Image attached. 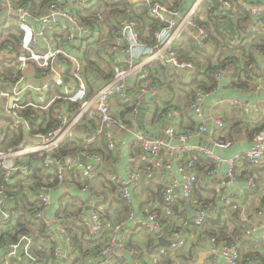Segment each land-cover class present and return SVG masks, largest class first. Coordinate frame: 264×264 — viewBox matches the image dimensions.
Wrapping results in <instances>:
<instances>
[{"label": "built area", "instance_id": "1", "mask_svg": "<svg viewBox=\"0 0 264 264\" xmlns=\"http://www.w3.org/2000/svg\"><path fill=\"white\" fill-rule=\"evenodd\" d=\"M44 1V8L36 13L22 0H0L4 15L0 41L6 45L0 56L16 53L8 62L0 61V264H155L178 257L188 247L182 233L184 219L176 215L170 222L168 213L158 210L141 209L139 216L133 208L132 189L139 172L134 157L163 156L169 170L177 165L179 178L161 193L162 210L177 203H195L202 179L196 167L188 166L191 155L195 154L192 162L196 164L201 163L198 156L216 164L208 170L205 183L217 184L222 179L219 169L224 159L192 144V139L207 130L208 99L228 80L235 79L238 87L248 84L253 96L264 92V50L251 38L264 31V0H75V12L69 11L66 0ZM142 5L148 7L143 18L160 25L152 27L153 44L140 37L139 22L130 19L142 13ZM11 22L19 32L17 40L8 38ZM147 33L151 36V28ZM221 34L230 36L229 43L238 52L212 60L194 84L186 107L197 129L169 127L165 139L155 137L142 122L143 107H154L158 117L173 107V121L180 123L182 110L172 92L196 80L195 63L181 59L176 46L186 36L199 50L214 56L220 48L213 35L220 39ZM60 44L82 49L89 55V66L100 64L113 50V74L104 75L99 88L93 87L86 64L59 49ZM30 67L39 85L26 81ZM228 103L248 117L258 118L261 112L257 101ZM223 129L221 120L212 119L211 135ZM120 133L133 136L130 176L112 188L105 167L118 150ZM10 140L13 144L8 146ZM250 141L249 150L236 160H227L226 175L236 183L238 159L264 166V127L253 125ZM213 143L223 149L232 145L223 133ZM68 144L71 148H66ZM256 187L255 178L248 177L247 190ZM218 192L221 206L235 205L227 185ZM120 201L127 210L119 208ZM152 201L147 196L144 202ZM213 206L200 205L190 227L211 231L207 221ZM256 217L251 238L262 248L264 207ZM258 231L263 236L254 235ZM161 238L170 246H163ZM208 238L215 256L209 264L220 260L264 264L246 257L238 241Z\"/></svg>", "mask_w": 264, "mask_h": 264}, {"label": "crops", "instance_id": "2", "mask_svg": "<svg viewBox=\"0 0 264 264\" xmlns=\"http://www.w3.org/2000/svg\"><path fill=\"white\" fill-rule=\"evenodd\" d=\"M22 1L24 5L31 7L36 13H40L45 6L44 0ZM74 1L75 0H66L67 8L71 12H75L73 5ZM3 17L4 15L0 14V21ZM107 29L108 31H112L113 29V25L109 21H107ZM8 32L9 39L12 38L17 40L19 32H17L14 22H12V28ZM5 43H8V40ZM5 46L6 45L0 41V50H2ZM58 48L67 54L76 56L83 64H86L88 81L95 88H99L101 86V78L104 75L109 76L114 72L115 63L113 60L114 55L112 53V49L111 52H107L105 54L100 64L97 62L92 64V66L95 67L94 69L91 65L89 66V55L82 49L74 50L69 45L61 44L58 45ZM14 55H16V53L0 56V61H2L1 63L8 62ZM98 70H100L99 74L97 72ZM27 71L32 72L34 78L32 82L29 83L32 85H39L40 81L37 80V77H34V69L30 67ZM89 72H93V75ZM165 92L166 94H169L170 90ZM175 93L179 109L187 110L186 105L188 104V98L186 93L183 91V88H181V84L180 86L175 87L172 94ZM234 99H243L247 103H254L257 101L261 108L258 118H255L254 116L248 117L244 115L240 109L228 103ZM207 105H210V115L213 121L221 120L224 123L225 129H223L220 134L223 133L225 137L230 139L232 145L227 149L214 146L213 151L225 161L220 166L219 176L222 179L217 184L204 182L209 170V165H212L211 163L207 166L201 162L198 166L195 162H192V157L190 158L188 166H190L191 163L192 167H196L202 179V182L198 185L195 193V203L190 204L191 209L193 212L197 213L196 210L200 206L199 203L201 199L206 200V202L214 203V206L209 214V220L212 222L209 225L210 229L213 230L216 228V230H221L223 227L228 225L227 231L229 235L234 232L241 234V236L237 238V241L241 246L243 254H250L252 259L264 262V249L255 246L253 239L251 238V227L253 226V223L258 220L256 217L257 212L262 209L261 207L264 202V166H251L246 162L239 160L236 161L235 166L236 176L239 183L230 180L226 175L228 169L227 160H236L239 155L251 148L250 131L253 125L256 127H264V92L258 96H253L250 87H237L236 80L231 79V81H227V84L216 96H212L208 99ZM173 109V107H170V110L166 109L164 112L165 116L158 117L155 116V108L150 107V109H147V116L144 119L142 118V122L143 120L146 122L147 128L154 133L155 137L163 135L162 133H164V131H166L169 127H173L176 131L187 129V127L190 126V122L186 118L187 113L182 111V118L185 119V123L182 125L181 120L180 123L179 121H173L171 115ZM219 135L212 134L210 138H204V140L202 139V136L194 137L192 139V144L203 145L205 141L214 142ZM118 138V150L112 155L110 161L107 163L108 166L105 167L107 173H110L111 175L112 181L110 186L112 188L114 187V183H118L122 179L130 176V150L133 136L130 134L120 133ZM134 159L138 162L139 167L137 184L132 189L134 210L139 213V216H142L141 209H143V212H145V210H158L160 213L167 212L169 215L168 218L175 220L176 214L169 212L167 208L162 210L163 205L160 196L162 190L167 185H169L174 179L179 178L177 165L174 163L171 170L167 169L166 160L163 156L146 159H141L135 156ZM248 177H254L257 183L256 189L252 192L247 190ZM223 185H227L236 198V203L232 207L221 206L217 202L219 199L218 189ZM147 196L153 198L152 203L149 204L148 202H144ZM117 205L120 209L127 210V206L124 202L120 201ZM190 214L195 218L193 213L190 212ZM178 221L180 224L183 222V220ZM184 227L182 228V233L185 234L187 238L188 247L184 249L178 257H172L171 259L164 261L159 260L158 262H155V264H209V262L215 257L212 253H210L211 250H209L208 244L209 236L206 231L195 230L194 228L188 227L187 224H185ZM254 235L263 236V232L258 231ZM152 264H154L153 261ZM219 264L227 263L224 260H220Z\"/></svg>", "mask_w": 264, "mask_h": 264}, {"label": "trees", "instance_id": "3", "mask_svg": "<svg viewBox=\"0 0 264 264\" xmlns=\"http://www.w3.org/2000/svg\"><path fill=\"white\" fill-rule=\"evenodd\" d=\"M147 9H148V7L146 5L140 6L139 10H141L142 13L139 16L136 15V18H130V19L136 20V21L139 22L138 31H139L140 37L142 39L148 40V43L153 44L154 43V39H153V36H152V34H153L152 33L153 32L152 31V27H154V29H156V28H160V25L158 23H153V21H152L151 24H149L150 20L143 18V15L146 14ZM150 28H151V33H150L151 36H147V35H149L147 33V31L150 32ZM229 28H230V26L227 28V30H229ZM216 31H217V33H219L218 29ZM216 31H215V33H216ZM232 31H233L232 34H234V30H232ZM213 37H214V40H215L216 44H218V46L220 48V50L217 51V53L214 56L207 55V54H205L204 51L199 50L197 47L194 46V44L186 36H184V38L182 40V44L176 46L180 58L184 59V60H191V61H193L195 63V66H196L197 74H196L195 82L193 84H191V85H184V88H183V91L185 93L187 91L186 95H187V98H189V99L191 98L192 88H193L194 84L198 82V79H199V77L202 74V70L207 64L211 63L212 60H221L226 54L234 55V54H236L238 52V48L232 47L230 45L229 39L227 38V37L230 38V36H226V35H222L221 34L220 39H217V37H215V35H213ZM251 38L253 39V41L258 46H260L264 50V31L261 32V33H258V34H255V35L251 36ZM109 77H111V75H109L108 78ZM241 85H242V87H247L248 86V84H246V83H242ZM187 88H189V89H187ZM185 89H186V91H185ZM168 109L170 110V108H168ZM182 111L187 113L186 114V118L190 122V126L187 127V129L195 131L197 129V126H198L197 123L194 121L193 117L189 115V112H187L188 110H182ZM182 117H183V115H182ZM184 123H185V119L182 118L181 119V124L184 125ZM23 138H24V136H21V137L17 138V140H20V139H23ZM12 144H13V142L10 140L8 142V146H10ZM69 145L70 144H68L66 146V148H68ZM69 148H71V146ZM105 148L106 147H105V144H104L103 149L105 150ZM65 153L66 152H63V154H65ZM191 156H192V158H194L195 154H193ZM198 158H199L200 162L204 163L207 166L210 163L212 164V165H209L208 169H212V168L215 167V164L212 161H210L208 158H206L205 156H198ZM239 160L245 162V160H243V159H238L237 161H239ZM200 164L201 163H199L197 165L199 166ZM160 198H161V196H160ZM161 200H162V198H161ZM198 201H199V199H198ZM204 203H210V202H206V200H204V199L202 200L201 199L199 204L202 205ZM162 204H163V201H162ZM262 207H264V202H263V206ZM166 208L169 210V212H171L173 214H176L177 216L182 217V219H184V221H185V223L187 224L188 227L192 226L193 221H194V217L190 214V212H188L185 209L183 204L177 203L175 205H171V206L166 207ZM165 214H167V212H165ZM169 220H170V222H172L171 219H169ZM211 223L212 222L208 219L207 226H209ZM172 224L174 226L176 225V223H172ZM227 226L228 225L223 227L221 230H216V228H215V229H213L211 231H206V232H207L208 236L219 237L220 240H222V241H227L229 243L236 242L238 240L237 238L239 236H241V234H238V233L234 232V233H231V235H229L228 231H227ZM255 246H257V245L255 244ZM150 247H153V245H151ZM262 248L264 249V247H262ZM246 257L251 258V255L247 254ZM169 264H171V263H169Z\"/></svg>", "mask_w": 264, "mask_h": 264}, {"label": "water", "instance_id": "4", "mask_svg": "<svg viewBox=\"0 0 264 264\" xmlns=\"http://www.w3.org/2000/svg\"><path fill=\"white\" fill-rule=\"evenodd\" d=\"M147 109H148V106L147 105L143 107V112H142V115H141V117L143 119L147 116ZM205 119H206V124H207V130L202 135V139L203 140H204V138H210L211 137V132H212V119H211V115H210V105H207L206 106ZM162 134L163 135H161L159 138L165 139L164 133H162ZM167 140L169 141V139H167ZM201 146H204V147L208 148L209 150H213L214 149V143L213 142L205 141L203 145L201 144ZM185 209L188 210V211H190L191 213H193V215L196 216V213L192 211L190 204H186L185 205ZM160 242H161V244L163 246H166V247H169L170 246V243L167 240L163 239V238L160 239Z\"/></svg>", "mask_w": 264, "mask_h": 264}, {"label": "rangeland", "instance_id": "5", "mask_svg": "<svg viewBox=\"0 0 264 264\" xmlns=\"http://www.w3.org/2000/svg\"><path fill=\"white\" fill-rule=\"evenodd\" d=\"M11 24H12V22H11ZM25 77H26L27 82H32V80L34 79L32 72H28V71L26 72Z\"/></svg>", "mask_w": 264, "mask_h": 264}]
</instances>
